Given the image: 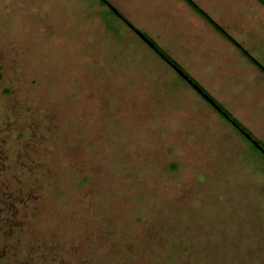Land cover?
<instances>
[{"label": "rangeland", "instance_id": "1", "mask_svg": "<svg viewBox=\"0 0 264 264\" xmlns=\"http://www.w3.org/2000/svg\"><path fill=\"white\" fill-rule=\"evenodd\" d=\"M104 1L0 0V264H264V156L138 33L263 145L264 76L183 0ZM191 1L264 65L254 0Z\"/></svg>", "mask_w": 264, "mask_h": 264}, {"label": "trees", "instance_id": "2", "mask_svg": "<svg viewBox=\"0 0 264 264\" xmlns=\"http://www.w3.org/2000/svg\"><path fill=\"white\" fill-rule=\"evenodd\" d=\"M190 8H192L197 14H199L202 18H204L220 35H222L224 38H226L231 44H233L238 51L246 58L250 63L255 65L260 72L264 74V68L261 66L257 61H255L243 48H241L233 39H231L226 32L218 25L216 24L213 20H211L199 7H197L191 0H183ZM258 4H260L264 8V0H256ZM101 4H106L104 0H100ZM110 15L116 16L119 18L122 22L126 23L129 25L125 19L117 12H115L113 9L110 8L108 11ZM130 26V25H129ZM145 38L149 40V42L153 45V50L157 53V55L164 60L166 63L171 65L172 67H175L177 70H180L191 82L190 86L193 88L192 85H195L199 89L203 91V93L208 96L209 99H211L214 103L213 109L215 112L224 120H226L233 128L240 133L242 136H244L252 145L254 146L255 149L261 152V154L264 156L263 152L264 151V145L261 141L256 139L245 127H243L220 103L215 101L210 95H208L200 86L197 82H195L191 77H189L174 61H172L163 50H161L153 41H151L148 37L143 35ZM181 77V76H180ZM1 78V74H0ZM182 78V77H181ZM183 79V78H182ZM194 89V88H193ZM195 90V89H194ZM196 91V90H195ZM197 92V91H196ZM200 95V94H199ZM202 97V95H200ZM203 98V97H202ZM204 99V98H203ZM205 100V99H204ZM206 101V100H205ZM258 145V146H256ZM261 147V150H259L258 147Z\"/></svg>", "mask_w": 264, "mask_h": 264}, {"label": "crops", "instance_id": "3", "mask_svg": "<svg viewBox=\"0 0 264 264\" xmlns=\"http://www.w3.org/2000/svg\"><path fill=\"white\" fill-rule=\"evenodd\" d=\"M255 1V3H256V5H258L259 7H261V8H263L260 4H258V2L256 1V0H254ZM225 2H228V0H226ZM246 2H247V0H244V3H245V5L247 6H245V5H239L240 6V8L241 7H245L244 9H235L234 8V3H228V4H226V5H224V6H221V7H223V9L224 10H226L227 11V16H229L228 17V20H232V19H236V21H238V20H240L244 15H245V9L246 8H248V5L246 4ZM250 5H254V4H250ZM264 9V8H263ZM213 20V19H212ZM214 21V20H213ZM219 25V24H218ZM220 26V25H219ZM220 27H222V26H220ZM222 29L225 31V32H227L226 31V29L225 28H223L222 27ZM252 31H254L253 29H246V28H244L243 30H240V33L241 34H249V33H252ZM253 34V33H252ZM222 36V35H221ZM230 37V36H229ZM231 38V37H230ZM246 38V37H245ZM256 37L254 36V34H253V40L255 39ZM258 39H259V37L257 38V41H258ZM234 40V39H233ZM247 40V39H246ZM235 41V40H234ZM228 43H230L229 41H227ZM236 42V41H235ZM241 48H243V49H245L240 43H238V42H236ZM231 44V43H230ZM233 46V45H232ZM235 48V47H234ZM247 52V51H246ZM239 53V52H238ZM248 53V52H247ZM240 55L242 56V58H244L245 59V61H247L248 62V64L252 67V68H254V69H256L260 74H262L263 76H264V74L262 73V72H260V70L255 66V65H253L252 63H250L249 61H248V59H246L241 53H240ZM250 55V54H249ZM251 56V55H250ZM255 61H257L256 59H254ZM261 66H263V68H264V65H262V63H260L259 61H257ZM227 110V109H226Z\"/></svg>", "mask_w": 264, "mask_h": 264}, {"label": "water", "instance_id": "4", "mask_svg": "<svg viewBox=\"0 0 264 264\" xmlns=\"http://www.w3.org/2000/svg\"><path fill=\"white\" fill-rule=\"evenodd\" d=\"M138 35L151 47V48H153V45L149 42V40L147 39V38H145L141 33H138ZM175 70H176V72L185 80V81H187L189 84L191 83L189 80H188V78L180 71V70H177L175 67H173ZM193 86V88L197 91V93L198 94H200V95H202V97L208 102V103H210L212 106H214V103H213V101L211 100V99H209L208 98V96H206L204 93H203V91L201 90V89H199L198 87H196L195 85H192ZM256 146H258V145H256ZM259 148V150H261V147L259 146L258 147ZM262 151V150H261ZM263 152V154H264V151H262Z\"/></svg>", "mask_w": 264, "mask_h": 264}]
</instances>
